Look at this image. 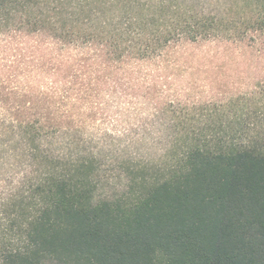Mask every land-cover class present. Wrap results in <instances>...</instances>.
I'll use <instances>...</instances> for the list:
<instances>
[{"label": "trees", "instance_id": "trees-1", "mask_svg": "<svg viewBox=\"0 0 264 264\" xmlns=\"http://www.w3.org/2000/svg\"><path fill=\"white\" fill-rule=\"evenodd\" d=\"M165 4L0 0V264H264V82L168 98L139 61L229 28Z\"/></svg>", "mask_w": 264, "mask_h": 264}, {"label": "rangeland", "instance_id": "rangeland-1", "mask_svg": "<svg viewBox=\"0 0 264 264\" xmlns=\"http://www.w3.org/2000/svg\"><path fill=\"white\" fill-rule=\"evenodd\" d=\"M143 1L156 6L166 1L165 5L170 11L178 7L182 10L214 12L223 18L229 28L214 40H180L165 50L161 58L139 61L138 66L143 70L150 71L151 75H159L157 79L167 90L168 98L185 102L223 99L253 91L258 82H264L262 5L250 4L252 1L248 0ZM43 37L50 38L46 35ZM34 38L33 34H24L19 40L32 44ZM41 63L34 60L38 66ZM140 150L152 151L143 146Z\"/></svg>", "mask_w": 264, "mask_h": 264}]
</instances>
